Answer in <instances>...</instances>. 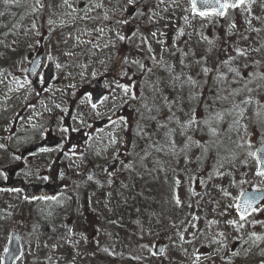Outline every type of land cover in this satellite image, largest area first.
Masks as SVG:
<instances>
[{
	"label": "rangeland",
	"instance_id": "374dc122",
	"mask_svg": "<svg viewBox=\"0 0 264 264\" xmlns=\"http://www.w3.org/2000/svg\"><path fill=\"white\" fill-rule=\"evenodd\" d=\"M40 50L44 62L49 56L57 69L55 82L43 92L27 75L30 54ZM116 67L159 73L148 82L154 98L143 103L146 107L138 99L123 104L133 84L125 94L114 83ZM160 67L191 76L196 87L219 84L220 104L198 101L196 87L182 79L189 99L185 94L178 108L162 102ZM103 76L110 77L107 99L93 108L91 96L79 97V92ZM225 92L231 95L224 100ZM70 108L68 126L61 115ZM193 114L198 123L184 127ZM139 118L146 119L140 136L150 130L147 120L153 127L165 123V133L171 130L162 138L168 146L160 156L150 146L125 141V128L134 141ZM46 130L60 135L61 146L27 159L20 177L43 182L58 158L61 195L31 202L19 188L0 187V264L12 231L20 233L23 246L15 264H156L162 258L182 264L206 257L202 247L213 257L227 258L225 247L233 236L242 237L239 229L249 240L254 218L234 220L229 207L221 211L216 205L223 208L246 187L264 186L250 154L264 141V0H246L239 13L223 21L194 15L189 0H0V166L14 161L11 150L19 143ZM156 137L154 128L151 140ZM208 141L213 142L206 154L221 144L219 152L198 163ZM179 161L183 170L163 171H173ZM110 162L117 164L109 167ZM204 180L205 194L212 186L223 194L205 209L198 196L189 198L186 186L201 194ZM160 242L164 250L157 257Z\"/></svg>",
	"mask_w": 264,
	"mask_h": 264
},
{
	"label": "flooded vegetation",
	"instance_id": "af4514ba",
	"mask_svg": "<svg viewBox=\"0 0 264 264\" xmlns=\"http://www.w3.org/2000/svg\"><path fill=\"white\" fill-rule=\"evenodd\" d=\"M242 5L237 8H228L227 9V16L233 13H239ZM214 19L223 21L226 19L227 16L221 18L217 15H210ZM146 73V72H145ZM119 83L125 84L127 82H131L134 84V89L138 88L139 86H143L145 83L148 82V76L145 74H140L137 71L123 73L122 76L118 77ZM178 91V95H180ZM131 95L125 98L124 104H129L131 100ZM237 202L238 200L230 199L229 201V211H231L234 215V220H242L241 216L237 212ZM244 219L254 218V226L253 231L250 234L249 240L245 237V233L243 228L239 229L238 231L241 232L242 237L233 236L229 242V244L225 247L224 254L227 258L223 257H213L210 254V249L208 247L201 248V250L207 252L206 257H198L193 258L191 260H183L182 264H264V239H261L258 236L260 235L264 237V201L261 202L254 211L244 216ZM235 229V228H233ZM249 229H247V232ZM156 264H166L164 258L161 259L160 263Z\"/></svg>",
	"mask_w": 264,
	"mask_h": 264
},
{
	"label": "water",
	"instance_id": "95a60500",
	"mask_svg": "<svg viewBox=\"0 0 264 264\" xmlns=\"http://www.w3.org/2000/svg\"><path fill=\"white\" fill-rule=\"evenodd\" d=\"M214 6H205L202 4L198 5V10H211ZM218 7V6H215ZM41 67V56H38L35 60L30 65V70H29V75L33 77ZM55 77L54 73V65L48 61L45 70L43 72V85L42 87L45 89L47 88L52 80ZM98 83H93L92 86H95ZM105 89L102 86H99L98 92L96 93V99L95 101L97 102L100 100V98L104 95ZM60 143V140L54 136H49L45 140L41 141L40 143L31 145L29 147H26L22 150L19 151V158L20 160H24L28 155L37 152L38 150L44 148V147H49V148H54L58 146ZM259 149H264V143L261 144ZM256 157H264V151H257ZM19 166L17 167H8L5 169V172L7 173L9 178H13L16 173L19 170ZM22 183V180L20 179H15L12 182H10V185L12 187L17 186ZM22 188L25 190L26 195L30 199L34 198H50V197H55L59 194V189L57 187L56 182L53 180H48L44 184H25L22 185ZM264 197V191H256V190H249L244 192L240 202H239V209L240 212L245 213L243 211L244 205L246 201H252V208L253 206L259 202ZM252 208H249L247 212H249ZM162 246H158V252H161ZM22 254V246L20 244L19 240V234L17 232H14L10 236V240L8 243V248L6 253L4 254L3 258V264H14L16 259Z\"/></svg>",
	"mask_w": 264,
	"mask_h": 264
},
{
	"label": "snow or ice",
	"instance_id": "6c2138e0",
	"mask_svg": "<svg viewBox=\"0 0 264 264\" xmlns=\"http://www.w3.org/2000/svg\"><path fill=\"white\" fill-rule=\"evenodd\" d=\"M3 2H4L5 4H8V3L11 2V0H3ZM37 2H39V0H37ZM129 2L131 3V0H129ZM213 3H214L216 6H218V7H215V6H214V7L211 9V11H207V10H198V5H199V4H202V5L207 6V5H210V4H213ZM189 4H190L191 12H192L194 15H199L200 17H207V16H210V15L223 16V15L225 14V10H226V9H228V8H237V7H239L240 5L245 4V0H223V2H222V0H189ZM249 23H250V22H249ZM257 31H258V30H257ZM153 35L155 36V33H153ZM120 39L123 40L124 37L121 36ZM237 52H238V54H240V55H244V53H243L241 50H239V49H237ZM58 67H59V66H58ZM168 71L171 72V68H170V67L168 68ZM202 71L206 73V72H208L209 70H208L207 68H204V69H202ZM173 80H174V81H179V80H180V76H179V75L174 76V77H173ZM182 83H184V84H188V85L192 86L193 88L196 87V81H195L191 76H188V77H187ZM118 87H121V88L123 89V91H124L125 94H127L128 91H129V88L126 87V86H124V85H118ZM105 99H107V97H105ZM243 103L248 104V103H251V101H250V100H246V101H244ZM92 106H93V108H95L96 105L93 104ZM239 115L242 116V115H243V112L241 111V112L239 113ZM216 119H217V120L221 119V116H220L219 114H217ZM203 122H204L205 124H208V123H209L208 120H205V121H203ZM237 122H238V121H237ZM197 123H198V121H197L195 115L193 114V115L189 118V120H188L183 126H184V127H189V126H191V125H193V124H197ZM161 127H166V125H162ZM210 130H211L212 134L215 135V132H216L215 128H212V127L210 126ZM170 134H171V130H169L168 132H166V133H165V136H169ZM173 143H174V142H173ZM196 143L199 145V142H196ZM158 150H160V149H158ZM257 151H258V152H260V151H264V149H258ZM250 154L253 155V156H256V153H250ZM257 165H258V167H257L256 174H257L258 176L264 177V157H258V158H257ZM89 179H91V177H90ZM15 191H19V190L16 189ZM41 199H46V198H45V197H41ZM52 199H54V197H53ZM179 202H180V201H179V199L177 198V204H179ZM245 204H246V206L244 207L243 211H244L245 213H247L248 209H249V208H252V201H246ZM244 218H245V217L242 215V216H241V219L243 220ZM229 223L234 224L235 221H229ZM197 258H198V257H197Z\"/></svg>",
	"mask_w": 264,
	"mask_h": 264
}]
</instances>
